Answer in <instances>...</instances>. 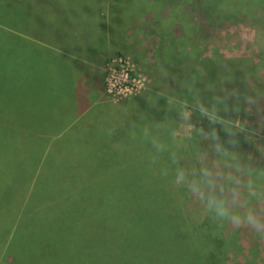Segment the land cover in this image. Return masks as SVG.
<instances>
[{"label":"rangeland","instance_id":"1","mask_svg":"<svg viewBox=\"0 0 264 264\" xmlns=\"http://www.w3.org/2000/svg\"><path fill=\"white\" fill-rule=\"evenodd\" d=\"M83 1L88 6L95 3L91 10L106 9L104 0ZM109 1L111 6L103 17L104 23L97 24L94 22L97 13L94 18L80 14L73 6L74 0H0V82L10 86L23 82L22 88H37L34 83H25L22 74L31 62L28 51L37 47L58 53L68 62L88 69L93 67L91 64H100L104 69L96 71L97 79L105 82L106 101L117 104L130 98L122 100L109 92L108 80L112 75L109 72H119L125 62L127 68L130 66L135 84L124 95L157 93V96L153 94L157 105L154 101L150 104L149 100L131 101L133 108L129 111L136 114L141 106L140 116L146 118L143 126L147 128L150 109L155 107L163 112L167 108L164 103L171 105L175 122L170 131L187 141L179 142L182 152L177 156L178 167L174 174L179 177L176 183L181 189L178 194V186L172 182L171 197L179 196L182 209L189 211L188 216L194 222L207 216L213 219L224 239L235 235L245 243V248L263 244L264 0L246 3L244 0ZM112 17L113 22H107ZM121 23V38L110 40L108 48L97 57L86 55L82 48L73 51L65 37L76 36V41L83 37L80 42L85 43L97 33L107 35L103 26L117 35ZM149 47L153 48L146 50ZM194 60V70H190L188 66ZM16 99L20 103L23 96L16 94V98L13 96L0 104L1 112L10 113ZM35 111L38 108H34V103L24 108L27 115ZM9 119L11 124H18L19 132L24 135L23 124ZM113 122L115 120L112 125ZM94 127L104 129L106 124L95 121ZM74 128L63 136L66 142L77 135L78 129ZM139 128L140 124L132 130L139 131ZM28 130L33 132V129ZM139 133L147 137L144 132ZM20 146L25 150L31 148L27 140H22ZM63 150L69 152H55V158L50 156V161L56 165L53 170L56 178H52L50 184L56 181L58 185L46 191L47 199L54 200L46 214L57 212L71 202L79 208L73 210L71 218L81 220L78 227L83 232L90 231L91 236L98 231L126 228L138 208L126 207L124 200L144 196L158 180L125 178L118 189L112 186L108 193L101 183L102 178L91 176L84 183L79 173L75 176L68 172L74 179L65 178L62 188L61 178L66 175L64 165L67 162L75 168L78 165L74 162L75 149L66 145ZM14 163L7 157L0 163V193L5 182L14 181ZM158 175L160 178L162 172ZM99 182L101 188L96 189ZM163 182L167 184L164 178ZM130 184L133 187L130 188ZM4 211L0 207V229L9 221L8 215L2 214ZM120 215H124L121 221ZM39 218L40 214L35 217ZM77 242L82 245L85 240L80 238ZM2 257L0 252V260Z\"/></svg>","mask_w":264,"mask_h":264},{"label":"trees","instance_id":"2","mask_svg":"<svg viewBox=\"0 0 264 264\" xmlns=\"http://www.w3.org/2000/svg\"><path fill=\"white\" fill-rule=\"evenodd\" d=\"M247 1L252 0L243 3ZM13 42L12 38L14 45ZM28 54L31 62L23 69L24 82L34 83L37 88H22L23 82L11 86L0 82V104L13 96L16 98V94L23 96L20 103L14 101L10 113L0 110V163L7 157L16 167L14 181L5 182L0 193V207L5 209L2 214L9 217L0 229L3 256L0 264H264V243L245 248V243L235 235L224 239L213 219L207 216L194 222L188 216L189 211L182 209L179 196L171 197L175 185L178 194L181 189L176 183L179 177L174 174L177 156L182 152L179 142H187L171 133V124L175 122L171 105L164 103L167 108L163 112L155 107L150 109L146 128L143 126L146 118L140 116L143 108L140 106L135 114L129 111L133 108L130 102L140 103L142 99L156 103L154 93L132 97L122 104L102 99L94 102L92 92L84 86L90 72L64 62L55 61L53 66L48 61L51 57L41 49L35 48ZM30 103L38 111L27 115L24 108ZM9 118L23 124L24 135ZM112 120H115L113 125ZM95 121L106 124V128H95ZM138 124L139 131L150 138L132 130ZM73 127L78 129L77 135L66 142L63 136ZM22 140L30 142L29 150L20 146ZM66 145L77 152L74 162L78 165L76 168L70 162L64 165L62 188L65 178L74 179L68 172L75 176L79 173L84 183L91 176L102 178L108 193L112 186L118 189L125 178L158 180L144 196L124 200L126 207L138 208L126 228L98 231L91 236L90 231L83 232L78 227L81 220L71 218L73 210L79 209L71 202L57 212L46 214L54 202L47 199L46 191L58 185L56 181L50 184L56 178L53 171L56 165L50 156L55 158V152H69L63 150ZM80 177L77 178L81 180ZM163 178L168 185L162 183ZM172 182L176 183L173 187ZM101 183L96 189L101 188ZM38 214L40 218L35 219ZM123 218L124 215L118 217L120 221ZM80 238L85 240L82 245L77 242Z\"/></svg>","mask_w":264,"mask_h":264},{"label":"crops","instance_id":"3","mask_svg":"<svg viewBox=\"0 0 264 264\" xmlns=\"http://www.w3.org/2000/svg\"><path fill=\"white\" fill-rule=\"evenodd\" d=\"M104 5L106 7L105 10H91V8H93L95 6V3H92L91 5H86L85 2L82 0L81 2L79 0H74V7L76 8L75 10H77L80 14H85L88 18H94V13H97L96 15V18L94 20V22H96L97 24L99 23H104V20H103V17L105 15H107V9L110 5V1L109 0H104ZM97 7V5H96ZM107 22H110L109 20ZM122 25L119 27V32L117 35H114L113 32H110L108 30L105 29V27L103 26L102 27V30H104V32L106 31V34L107 35H101L100 33H97L95 36H92L89 40H87L85 43H83L84 41L80 42L81 40H84L83 37H81V40L80 41H76L78 38L75 37H69V36H65L66 39L68 41H70L71 45L70 47L72 48L73 51L79 49V48H82L84 50V52L86 53V55L88 54H91L92 56H95L97 57L98 54H101L107 47V45L109 44L110 40L112 41V39H119L121 38V32H120V29H121ZM74 41V42H73ZM35 44H38V42H34ZM59 43H61L59 41ZM83 43V44H82ZM161 43H164V41L162 40ZM155 46V49H157L156 47V44L154 45ZM153 47H149L147 48L146 50H149V49H152ZM217 48H220V47H217ZM37 49V47H36ZM41 49V48H40ZM162 50V48H161ZM42 51V50H41ZM160 51V49H159ZM164 52H166L167 50L163 49ZM42 52H44L45 54H47L48 56H50L51 58L48 59V61L53 65L55 66V61H57L56 63H60V62H64V63H69L70 65H72V67H81L83 68L84 70L90 72V76L86 78L85 82H84V86L87 88V90L89 92H92L94 98H93V101H99L100 99L102 100H107V93H106V89H105V82H99L98 79H97V73L96 71L98 70H102L104 69L102 66L100 68V64H91L93 67L88 69L86 68L85 66H79V65H76V64H73L71 61L68 62V60L66 58H64L62 55L58 54V53H52L51 50L47 51V50H43ZM209 55V54H207ZM195 60L193 62H190L189 64V68L190 70H194V65H195ZM56 71H58V75H61L59 73V69L55 68ZM191 74L193 73V71H190ZM186 79V78H185ZM148 95L154 93V94H157L155 91H148ZM143 94H147V91L139 94L140 95H143ZM136 97V96H134ZM107 98V99H106ZM132 100V99H131ZM131 100H127V101H131ZM127 101H124V102H120V103H117V104H122V103H125ZM111 103V102H110ZM113 104H116V103H113Z\"/></svg>","mask_w":264,"mask_h":264},{"label":"built area","instance_id":"4","mask_svg":"<svg viewBox=\"0 0 264 264\" xmlns=\"http://www.w3.org/2000/svg\"><path fill=\"white\" fill-rule=\"evenodd\" d=\"M129 67L127 68L125 62H123L119 72H109V74L112 73L111 78L108 80L109 92L114 96L121 97L120 99L122 100H124L123 97H125V99H129L132 97V95L124 94L130 91L129 89H131L135 84V80L130 75ZM123 89L125 90L123 91Z\"/></svg>","mask_w":264,"mask_h":264}]
</instances>
